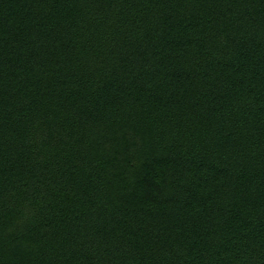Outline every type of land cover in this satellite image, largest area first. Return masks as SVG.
Segmentation results:
<instances>
[{
	"label": "trees",
	"instance_id": "trees-1",
	"mask_svg": "<svg viewBox=\"0 0 264 264\" xmlns=\"http://www.w3.org/2000/svg\"><path fill=\"white\" fill-rule=\"evenodd\" d=\"M0 264H264V0H0Z\"/></svg>",
	"mask_w": 264,
	"mask_h": 264
}]
</instances>
